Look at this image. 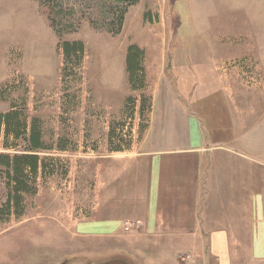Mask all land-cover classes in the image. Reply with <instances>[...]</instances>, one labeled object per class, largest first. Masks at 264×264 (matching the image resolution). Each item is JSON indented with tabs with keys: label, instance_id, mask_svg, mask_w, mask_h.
Wrapping results in <instances>:
<instances>
[{
	"label": "rangeland",
	"instance_id": "1",
	"mask_svg": "<svg viewBox=\"0 0 264 264\" xmlns=\"http://www.w3.org/2000/svg\"><path fill=\"white\" fill-rule=\"evenodd\" d=\"M51 1L48 5L44 0H0V113L17 111L26 123L36 121L46 147L37 153L45 159L44 168L30 192L21 195L19 210L5 208L8 190L0 175V264H107L114 260L125 264H264V35L212 36L199 25L194 10L193 15L187 13V0H139L128 8L116 0ZM124 10L122 29L113 35ZM49 16L61 27V37ZM217 39L231 48L230 55L223 58ZM64 42L80 43L82 52L65 57ZM238 45L248 50L239 51ZM132 47L142 51L144 87L140 89L128 82L126 59ZM156 61L162 65L158 74ZM185 64L189 67L180 69ZM146 71L152 82L158 79L174 89L175 109L188 111V117L201 124L196 152L178 149L172 153L164 146L141 145L143 139L151 142L164 137L147 130L154 99L155 111H163L166 97L154 91V82L149 86ZM222 72L230 77L224 90L219 82ZM236 84L240 92L245 91L238 102L226 91ZM206 88L214 92L210 95ZM237 106L242 111H231ZM235 116L242 124L253 125L255 138L261 139L253 148L254 163L249 164L255 215L251 241L224 243L227 238L223 237L221 243L155 245L146 239L143 244L134 236L133 221L123 222L117 243L103 242L102 236L91 233L86 222L101 200L102 185L94 161L132 151L157 153L163 159L184 155L246 159L245 148L235 145ZM23 139L10 138V143L19 145V154ZM1 146L0 155L17 153ZM119 147L124 149L117 151ZM183 166L173 163L171 169L177 194ZM222 166L223 172L230 171L228 163ZM236 214L232 213L235 225ZM103 216L119 223L124 214L112 211ZM221 216L228 224L230 213Z\"/></svg>",
	"mask_w": 264,
	"mask_h": 264
},
{
	"label": "crops",
	"instance_id": "2",
	"mask_svg": "<svg viewBox=\"0 0 264 264\" xmlns=\"http://www.w3.org/2000/svg\"><path fill=\"white\" fill-rule=\"evenodd\" d=\"M185 9L192 15L194 10L199 25L209 30L212 36L264 35V0H187ZM216 45L223 47V52L216 51L224 53L223 58L230 55L228 53L231 48L226 47L224 40L217 39ZM238 48L239 51L248 50L242 45H238ZM172 59L174 60L173 57ZM155 65L157 66L155 73H161V62L156 61ZM197 65L199 67L202 64ZM147 67L145 63V68ZM179 67L181 69L189 66L185 64ZM226 76V72H222L219 80L222 90L229 87L230 77ZM146 77L149 86L154 82V91L162 92L166 97L165 104H162L163 111H155L154 99L150 110L152 120L150 119L147 130L152 129L151 131L164 137L162 140L151 142L143 139L141 145L145 144L147 148L149 143L150 146H164L172 153L178 152V149L185 153L196 152L201 139V124L195 118L188 117V111L182 108L175 109L174 89L171 86L160 84L158 79L152 82L148 71ZM213 83L215 84V80ZM214 90L205 89L210 95ZM226 91L236 102L239 95L245 94V91L240 92L238 84ZM231 111L242 110L237 106ZM252 126L247 124V121L242 124L235 116L237 138L235 145L245 148L246 159L234 157L221 159L198 155L163 159V156L155 155L157 153L139 154V151H132L126 153H132L131 155H114L94 161L93 163H98L95 164L98 166L94 171L99 175L94 176L100 179L102 185L101 200L96 201L93 210L95 213L88 217L86 222V225L92 228L91 233L102 236L103 242L112 240L117 243L123 234V222L133 221V233L140 234L134 233V236L139 238L140 241L137 242L143 244L146 239L148 243L155 245L168 241L188 245L221 243L223 237L227 238L224 243H248L254 238L255 228L254 189L249 164L254 163L253 148L257 146L256 142L261 141L259 137L255 138ZM262 138L264 139V135ZM249 157L251 160H248ZM177 160L184 165L180 194L173 191L170 177L174 175V170H171L173 163H179ZM222 163H228L230 171L223 172ZM100 208L106 212L100 214ZM112 211L124 214L119 223L111 219L112 215L109 219L103 216ZM179 211L188 213L175 214ZM235 212L236 225L232 216ZM206 213L211 214L206 217ZM221 213H230L228 224L224 221L226 219H222Z\"/></svg>",
	"mask_w": 264,
	"mask_h": 264
},
{
	"label": "trees",
	"instance_id": "3",
	"mask_svg": "<svg viewBox=\"0 0 264 264\" xmlns=\"http://www.w3.org/2000/svg\"><path fill=\"white\" fill-rule=\"evenodd\" d=\"M44 1L48 5L52 3L51 0ZM116 1L118 3L120 2V4H127L126 6L128 8L136 4L139 0ZM125 12V10L122 11L119 15L120 17L117 18L115 26L116 31L113 32V35L118 34L122 29L123 15ZM48 20L58 37H61L63 31L60 30L61 27L59 24L50 16ZM81 52L82 45L80 43H63L62 53L65 57H75ZM126 61L129 78L128 82L131 83L133 89L143 88L142 51H138V49L134 47L129 48ZM20 116L21 115L17 111L0 113V144L3 145L1 148L5 150L15 149L17 152L19 145H13V142L10 143V138L15 142L20 138H24L23 142L25 143L21 154L17 152L13 155H0V175L5 178L8 190V201L5 208H7L9 212L20 209L19 206L22 200L21 195L30 192L36 178L39 176L40 169L44 168L43 164L45 162V159L37 155L38 152L46 149L42 143V134L37 122L32 121L28 124L25 120H21ZM123 149L124 148L119 147L116 150L121 151ZM60 150L64 149L61 148Z\"/></svg>",
	"mask_w": 264,
	"mask_h": 264
},
{
	"label": "water",
	"instance_id": "4",
	"mask_svg": "<svg viewBox=\"0 0 264 264\" xmlns=\"http://www.w3.org/2000/svg\"><path fill=\"white\" fill-rule=\"evenodd\" d=\"M109 264H125V263L122 261H113V262H110Z\"/></svg>",
	"mask_w": 264,
	"mask_h": 264
},
{
	"label": "flooded vegetation",
	"instance_id": "5",
	"mask_svg": "<svg viewBox=\"0 0 264 264\" xmlns=\"http://www.w3.org/2000/svg\"><path fill=\"white\" fill-rule=\"evenodd\" d=\"M114 261H117V260H114ZM110 262H113V261H110ZM110 262H109V263H110ZM109 263H107V264H109Z\"/></svg>",
	"mask_w": 264,
	"mask_h": 264
}]
</instances>
